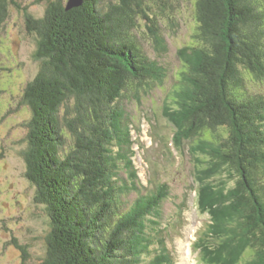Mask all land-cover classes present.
Segmentation results:
<instances>
[{
    "label": "trees",
    "instance_id": "obj_1",
    "mask_svg": "<svg viewBox=\"0 0 264 264\" xmlns=\"http://www.w3.org/2000/svg\"><path fill=\"white\" fill-rule=\"evenodd\" d=\"M41 1H47L44 12L35 18L18 0H0V29L12 8L22 12L37 62L33 73L24 75L29 81L19 96H8L2 88L6 83L0 84V116L10 132L15 122L8 114L15 102L29 113L19 127L26 131L23 178L34 188L33 201L44 214L47 230L41 238L27 228L26 245L13 240L20 264H150L145 256L155 241L168 261L166 238L154 241L143 232V223L159 216L165 188L158 184L141 193L134 152L127 153L134 142L125 129L128 124L118 116V102L124 94H146L154 79L163 83L165 69L135 43L134 29L136 22H144L157 50L163 37L156 12L171 18L169 5L165 0H118L101 11V0H83L66 10L67 0ZM193 9L197 26L192 45L178 49L176 95L165 99L176 108L165 107L164 100L161 106L174 109L167 117L176 153L182 155L176 143L190 142L196 185L192 208L204 215L203 201L211 217L225 216L231 222L232 245L223 252L208 249L201 256L209 264H233V258L236 264H264V133L257 131L258 124L264 125V98L237 94L247 74H264V0H196ZM4 150L0 146V159ZM222 173L232 185L224 195L215 196L208 185L200 187L207 176ZM128 184L140 196L127 209L120 208ZM0 222L8 234L6 222ZM238 235L245 246L235 240ZM31 238L39 239L42 253ZM9 244L5 241L1 251ZM235 246L243 254L232 251ZM213 255H219L215 263Z\"/></svg>",
    "mask_w": 264,
    "mask_h": 264
},
{
    "label": "rangeland",
    "instance_id": "obj_2",
    "mask_svg": "<svg viewBox=\"0 0 264 264\" xmlns=\"http://www.w3.org/2000/svg\"><path fill=\"white\" fill-rule=\"evenodd\" d=\"M18 1L22 7L26 6L29 8L27 9L28 12L35 18L42 16L45 3H47V1L43 2L41 0ZM138 1L144 2L146 0ZM194 1L165 0V3L169 5L166 8V13L168 12L171 18L168 15L165 17V15L156 12L161 28L160 33L163 37V40L158 42L157 50H153L152 44L148 39V34L144 30L145 23L136 22L134 39L148 58L157 61L165 69V77L162 84L159 80L154 79L150 91L146 94H124L119 98L118 102L119 112L121 113L118 116L121 121H125L126 125L128 124L125 129L128 128L130 142H136L137 144L134 143L132 147H127V153H132V150L135 151L132 161L134 168L138 172L141 193L145 194L152 191L158 184H163L165 188L161 198L162 202L159 204V216H157L158 214L153 215L148 221H145V224L143 223V226L145 225L143 232L149 235L151 239L153 238L154 241L164 236L167 239V248L178 259L176 260L177 264L181 263L180 250L182 257L187 256L184 244L186 243L187 246L190 244V241L194 239L193 233L197 230L199 232L202 231L201 236L199 233V238L206 236V238H202L201 252H206L208 249L223 252L226 250L225 247L232 245L227 237L231 222L226 220L225 216L216 219L211 217L208 206L202 200V205L206 206L204 216H200L192 208L191 200L194 199L196 194V185L192 178L193 168L190 163L192 155L190 142L183 140L181 143L175 144L176 147H179L182 155H178L170 145L169 136H172V130L174 129L167 114L176 107L170 100L167 101L165 99L170 95H176L174 90L177 85L175 80L177 77L174 79L173 76L181 68L177 51L192 45V34L195 33L197 26L195 9H193ZM99 4L98 8H101V11H106L109 6L118 4V0H101ZM34 50L35 43L33 38L25 32L22 12L12 8L9 12V18L3 28L0 29V68L2 69L0 71V84L6 83L2 88L7 90L5 93L8 96L11 97L12 93L19 96L24 90L26 81H29L28 76L25 79L24 75L28 72L30 74L33 73L37 68V62H34L32 58ZM184 55L188 56L187 53ZM184 58L187 57L185 56ZM247 76L248 79L246 77L244 81L243 91L237 90L238 96L244 99L254 98L256 100L257 96L264 98V74L263 76L261 74L252 75V77L247 74ZM159 83L161 85L157 86ZM2 96L3 93H0V97ZM162 101L164 103L167 101L165 107L174 109L167 111L164 105L161 106ZM245 105L250 111L256 108V106L249 103H245ZM16 112L22 114V116L15 114ZM8 117H12L10 118L11 122H15L12 132H10L9 126L6 125V121H3L0 116V121H3V124H1L0 146L6 149L4 150L6 152L4 157L0 159V220L6 222L4 225L8 229V234L13 231L19 237V244L21 241L22 245H26L28 238L27 228H30L32 234L37 237L45 236L47 230L44 227V214H41L40 209L33 201L34 188H30L26 179L23 178L25 164L21 154L25 149L22 140L25 138L26 131L19 127L22 123L27 122L29 113L24 107H20L19 102L16 101ZM16 119L20 120L17 125ZM163 128H166V131ZM257 131L263 134L264 125L258 124ZM10 138H13L14 141ZM69 140L70 137L67 134L66 141L70 142ZM204 147L207 146L201 144V148ZM126 171L132 172L133 170L128 168ZM224 176V173L222 175L207 176L205 183H201L200 187L205 184L214 190L215 196H218L219 193L224 195L227 189L230 188V184L227 185ZM121 177H124V175L121 174ZM132 181L137 183L135 178ZM119 184L122 185V182L120 181ZM127 187L126 194L120 199V208L124 207L127 209L140 196L136 186L132 187V185L128 184ZM122 192L123 190L116 191L119 194ZM16 197L19 202L17 201L15 204ZM3 202L9 207H4ZM10 205L12 206L10 207ZM225 205L227 204L225 203ZM205 225H208L209 228L205 227ZM210 231L218 233H208ZM150 232H152V236ZM8 234L1 230L0 222V243L2 242L0 251L3 250V243L7 241ZM230 239H232V236ZM242 239V235L235 236V240L239 241L240 245L245 246ZM30 241L36 244V252L42 253L43 247L41 243L32 240V238ZM156 243L155 241L152 244L151 250L153 251L150 252L149 257L145 256V258L150 261V264H167V261L162 257L163 255L159 254L160 251ZM239 244L236 242L234 245ZM193 251H197L199 254L196 248ZM232 251H239V254H243L238 246H235ZM1 252L4 256V260H0L2 264H20L21 253L16 246H10L9 244L8 250ZM218 256H212L214 263V259L218 260ZM200 262L204 264L201 260ZM232 262L236 264L234 258Z\"/></svg>",
    "mask_w": 264,
    "mask_h": 264
},
{
    "label": "clouds",
    "instance_id": "obj_3",
    "mask_svg": "<svg viewBox=\"0 0 264 264\" xmlns=\"http://www.w3.org/2000/svg\"><path fill=\"white\" fill-rule=\"evenodd\" d=\"M196 1V0H195ZM195 1H194V6H195ZM195 21H196V19H195ZM197 23V22H196ZM135 41V43L137 44V42H136V40H134ZM138 45V44H137ZM139 46V45H138ZM140 47V46H139ZM153 47V46H152ZM263 142H264V140H263ZM134 153H135V151H134ZM230 184V186H232L231 185V183H229ZM227 191H229V189H227ZM194 199H195V196H194ZM197 213H198V211L197 210H195ZM199 214V213H198ZM200 216H202V215H200ZM204 216V215H203ZM231 234H232V228H231V226H230V228H229V230H228V241H229V239H230V237H231ZM194 240L196 241V239L194 238ZM192 243H194V242H191L190 244H189V246H185V249H186V251H187V253H188V255L187 256H185V257H183V261L186 263V264H202L201 262H200V259H199V254H198V252L197 251H193L192 250V247H191V244ZM164 244H166V242H164ZM181 256V255H180ZM182 257V256H181ZM167 264H177L176 262H170V263H168L167 262ZM181 264H182V259H181Z\"/></svg>",
    "mask_w": 264,
    "mask_h": 264
},
{
    "label": "bare ground",
    "instance_id": "obj_4",
    "mask_svg": "<svg viewBox=\"0 0 264 264\" xmlns=\"http://www.w3.org/2000/svg\"><path fill=\"white\" fill-rule=\"evenodd\" d=\"M169 138H170V141H173V139H174V137L173 136H169ZM205 227H208V225H205ZM199 233H200V236H201V233H202V231H196L195 232V236H196V242H194L193 244H192V250H194L195 248H196V250H198L199 251V256H200V260L204 263V264H209V263H206L203 259H202V256H201V246H202V244H203V241H202V238H206V236L205 237H201V238H199ZM204 235V234H203ZM198 236V237H197ZM186 254L188 255V253L186 252ZM182 264H186L184 261L182 262ZM210 264H212V263H210Z\"/></svg>",
    "mask_w": 264,
    "mask_h": 264
},
{
    "label": "water",
    "instance_id": "obj_5",
    "mask_svg": "<svg viewBox=\"0 0 264 264\" xmlns=\"http://www.w3.org/2000/svg\"><path fill=\"white\" fill-rule=\"evenodd\" d=\"M83 0H67L66 10L72 9L73 7L80 6Z\"/></svg>",
    "mask_w": 264,
    "mask_h": 264
},
{
    "label": "flooded vegetation",
    "instance_id": "obj_6",
    "mask_svg": "<svg viewBox=\"0 0 264 264\" xmlns=\"http://www.w3.org/2000/svg\"><path fill=\"white\" fill-rule=\"evenodd\" d=\"M19 240V237L17 235H15V233L12 231L7 238V242L9 241L10 245L13 246V240ZM32 250V249H31ZM21 263V262H20Z\"/></svg>",
    "mask_w": 264,
    "mask_h": 264
}]
</instances>
